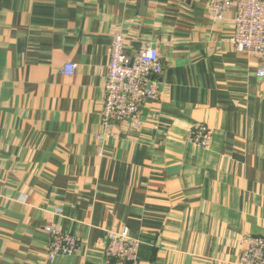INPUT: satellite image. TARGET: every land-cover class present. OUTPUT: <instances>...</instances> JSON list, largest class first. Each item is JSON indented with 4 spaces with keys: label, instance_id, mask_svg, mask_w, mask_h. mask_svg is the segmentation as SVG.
Returning <instances> with one entry per match:
<instances>
[{
    "label": "crops",
    "instance_id": "1",
    "mask_svg": "<svg viewBox=\"0 0 264 264\" xmlns=\"http://www.w3.org/2000/svg\"><path fill=\"white\" fill-rule=\"evenodd\" d=\"M207 2L0 0V264H106L123 228L141 264H240L241 237L264 236V60ZM116 34L163 64L139 129L101 126ZM51 225L76 254L47 259Z\"/></svg>",
    "mask_w": 264,
    "mask_h": 264
},
{
    "label": "built area",
    "instance_id": "2",
    "mask_svg": "<svg viewBox=\"0 0 264 264\" xmlns=\"http://www.w3.org/2000/svg\"><path fill=\"white\" fill-rule=\"evenodd\" d=\"M211 18L221 22L234 11L233 35L230 39L235 51L264 60V0H208ZM124 40L116 34L112 37L107 77L104 86V102L101 110V126L106 129L110 122H126L129 128L142 126L141 108L156 95V79L163 73V64L155 48L144 45L133 57L123 52ZM76 66L66 63L64 76L75 73ZM257 78L264 79L259 69ZM189 142L198 148L211 144V131L205 125H197L189 131ZM60 212L57 211V214ZM49 237L47 259L70 256L78 252V239L64 234L56 226H46ZM104 249L106 264H141L139 251L142 242L129 237L128 230L110 231ZM240 264H264V236H242Z\"/></svg>",
    "mask_w": 264,
    "mask_h": 264
}]
</instances>
